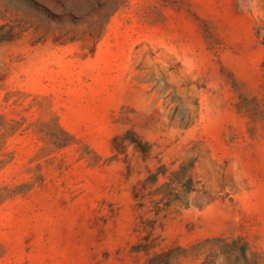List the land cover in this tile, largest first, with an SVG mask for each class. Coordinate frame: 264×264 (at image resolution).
Segmentation results:
<instances>
[{
	"label": "rangeland",
	"instance_id": "rangeland-1",
	"mask_svg": "<svg viewBox=\"0 0 264 264\" xmlns=\"http://www.w3.org/2000/svg\"><path fill=\"white\" fill-rule=\"evenodd\" d=\"M0 264H264V0H0Z\"/></svg>",
	"mask_w": 264,
	"mask_h": 264
}]
</instances>
